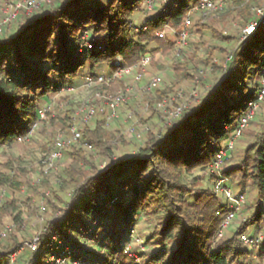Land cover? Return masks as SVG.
Masks as SVG:
<instances>
[{"label": "trees", "instance_id": "16d2710c", "mask_svg": "<svg viewBox=\"0 0 264 264\" xmlns=\"http://www.w3.org/2000/svg\"><path fill=\"white\" fill-rule=\"evenodd\" d=\"M251 1L256 0H233L237 15L247 18ZM145 2L53 0L24 17L23 26L16 32L0 36V148L16 145L44 117L68 132L70 109L54 118L45 109L41 119L37 111L50 96L72 87L78 78L96 80L98 66L104 67L108 76L137 64L144 55L154 58L174 50L173 41L157 34L165 26L178 33L195 0L190 4L186 0H159L151 10L145 9ZM143 6L150 13L135 26L132 16ZM196 24L199 38L208 32L218 45L206 47L203 59L193 45L190 61H176L173 70L177 77L193 80L195 70L190 71V64H202L201 70L209 77L197 80L204 88L198 100H192L193 104L184 101L182 94L174 92L173 84L156 91L168 112L182 109L170 121L161 119L157 133L148 130L137 151L122 160L113 157V136L105 129L104 118L94 114L92 124L80 127L79 143H88L111 164L102 170L85 157L83 149L72 146L66 153L69 163L61 169L58 188L47 176L42 181L57 199L52 203L43 196L54 213L39 227L35 249L24 248L13 264H46L52 255L80 264H97L83 260L92 255L102 256L101 264H132L124 250L140 218L152 225V232L141 243L147 250L138 252L139 262L133 264H254V249L239 240L251 233L263 236L257 261L264 258V121L257 130L243 132L248 142L240 152L234 151V145L222 172L238 192L252 190L255 194L250 216L228 236H218L226 216L222 198L210 186L199 185L205 175L211 183L213 176L207 169L214 153L235 128L255 91V78L264 70V25L240 39L235 33L223 34L209 22ZM84 34L90 49L83 46ZM210 79L211 86L206 87ZM102 86L107 91L111 86L121 87V80ZM150 108L151 114L163 118L152 103ZM12 168L10 160L0 163V187L12 192L1 205L0 232L2 214H11L19 202L14 193L23 185L32 189L28 180L19 179L24 177V170L15 169L9 175ZM196 170L201 175H193ZM185 176L191 178L186 181ZM65 187L71 188L67 200L57 195ZM14 220H19V214ZM46 236L50 238L49 250L43 240ZM88 241H96V251L85 247ZM111 244L112 251H104ZM22 245L15 235L5 234L0 239V264H11L9 255Z\"/></svg>", "mask_w": 264, "mask_h": 264}, {"label": "rangeland", "instance_id": "374dc122", "mask_svg": "<svg viewBox=\"0 0 264 264\" xmlns=\"http://www.w3.org/2000/svg\"><path fill=\"white\" fill-rule=\"evenodd\" d=\"M16 0H0V22L3 23V29L0 32V36L10 35L16 32L17 29L21 28L24 23V17H30L31 14L37 10L32 11H24L20 10L17 12V17L12 21L3 22L5 17L9 15V13L13 12V6ZM53 1V0H52ZM188 4H190L193 0H186ZM233 0H229L226 10L221 14H203L199 12H194L191 15V37L186 47H184L180 53L177 55L176 49L169 54H161L158 53L154 58L151 59L149 66L145 70V75L136 83H133L132 76L124 77L121 80V87H110L111 89L108 91L103 89V86L99 88H90L83 84V78L80 77L75 80L72 84V87L65 89L55 95L50 96L46 101L41 104V108L46 109V114L52 118L62 116L64 109H70L72 111V118L75 119L76 123H78L79 127H82L84 124H92V118L88 121L82 120V114L78 113L79 109L85 105L87 102L97 103V108L95 111L96 118H104L105 121V129L112 134L113 136V145H114V159L122 160L124 158L129 157L135 151H137L138 147L144 142L146 137V132L148 130L153 132H158L162 126L161 119H166L168 115V110L165 108V104L162 101L158 100L157 92L160 89H163L171 84H173L174 92H178L183 95L184 101L188 100L190 104L191 101L196 102L200 97L203 89L198 85L197 80L202 77H209V74L206 71L201 70L202 64L195 63L190 64V71L195 72V76L193 80H189L187 78H179L174 74L173 66L177 61H190V53L194 51V46L197 45L199 49L197 54L199 59H203L206 55L205 49L210 45H218V42L213 41L208 32H203L201 37L199 38L200 33H196V28L198 27L196 23L201 25L202 23L209 22L213 28L218 31H221L223 34L227 35L230 33H235L239 35V32L242 28L248 23L250 20H254L253 13L249 8V16L247 18L241 17L237 15L238 9H235L232 5ZM264 0H256L254 3L257 5L263 4ZM159 3H157L156 7ZM11 5V6H10ZM179 5V1L171 7L172 11H175ZM149 11L145 12L144 6L132 16L133 25L140 26L144 19L149 15ZM246 19V20H245ZM133 33V32H132ZM171 41L174 40L170 34L166 36ZM204 42L203 46L201 42ZM192 42L193 44H190ZM84 58L87 55L83 56ZM196 65V67H195ZM198 67V68H197ZM197 68V69H196ZM96 72L98 74L105 75V68L98 66L96 68ZM207 74V75H206ZM155 77L159 86L147 90V85L149 83L150 78ZM259 76H256V80ZM211 80L206 81V87L211 86ZM255 80V81H256ZM109 83L107 87L110 85ZM133 86V96L126 99L118 108L117 114L115 117H109V111L106 105L103 103V99H97L95 97V93L97 91H101V94L105 93H114L119 89H124L125 87ZM99 89V90H98ZM151 103L158 111L160 115H163V118L158 117L157 115L151 114L152 108H150ZM193 104V103H191ZM171 112V111H170ZM70 121V123H71ZM264 121V101L262 102L259 112L253 121L248 125L245 129L249 130H257L259 125ZM133 128L137 133H139V138L130 136L128 130ZM244 130V131H245ZM243 134V133H242ZM59 136H63L64 138L70 137V132L63 130L59 126L52 125L49 119L46 117L37 121L36 126L33 129V132L29 136H25L24 139L19 141L16 145L11 148H0V163H4L8 160L12 161L13 168L8 170V174L12 175L15 169L24 170V177L19 176V179L28 180L30 182V186L26 187L25 185L21 186L18 192L14 193L16 199L19 202L16 204V208L12 211L11 214H2L1 222L2 229L6 230V234H13L19 240L24 243L29 242L33 239L39 232V227L42 226L43 222L51 217V214L54 213L51 205L46 204V200L43 196L51 199L52 203H57V199L48 192V187L43 185L44 176H47L48 182L54 187L58 188V182H61V169L69 163L66 153L72 149V146H77L80 149H83L85 157L92 160L98 168L105 169L110 163L106 158L103 159L96 149L84 147L79 142H73L70 147L64 151L62 158L59 160H54L51 162L52 166H49V154L52 152L53 147ZM248 138L244 135H241L240 138L237 139L234 147V151L240 152L246 143L248 142ZM231 161V160H230ZM227 164V163H225ZM10 171H13L10 174ZM200 172L198 170L194 171L193 175H199ZM201 175V174H200ZM205 175V174H202ZM191 176H185L184 180H189ZM199 185L202 187H209L211 183L207 180L206 175L202 177ZM233 192L237 193L239 190L235 187V185L231 182ZM71 188L65 187L63 190L59 189L57 191V195L63 199H68V194ZM0 192L3 193L1 205L4 202H7L8 199L11 198L12 192L7 187H0ZM246 195V201L244 205V209L242 214L238 216V219L233 222L229 228H227L223 236H228L232 230L238 226L240 222L245 220L250 216L249 207L252 206V202L255 199V194L252 190H247L244 192ZM29 198V200H28ZM26 201V202H25ZM30 205H29V204ZM60 207H63V204L59 203ZM19 214V220L15 221L14 217ZM152 232V225L145 222L142 218L138 219L134 224V228L128 236L129 239V250L127 253L128 259H132L133 263H138L137 259L134 255H138V252L146 251V247L143 248L141 243L143 239L147 238L148 235ZM1 239V238H0ZM45 241V249L49 250L50 246V238L43 237ZM77 240V236L75 235V241ZM96 241L90 242L88 241L85 244V247L89 251H96L95 245ZM99 244L104 245L102 240L99 241ZM71 247V244H69ZM169 248H172V244L168 245ZM98 248V246H97ZM114 248V244L108 245V248H105L104 251H112ZM101 253V252H100ZM71 255L70 257H72ZM93 257L87 256L83 257V260L87 262H97V264H101L103 262L102 256ZM22 261V260H21ZM16 264V263H15ZM17 264H22V262H18Z\"/></svg>", "mask_w": 264, "mask_h": 264}, {"label": "built area", "instance_id": "2783aa9c", "mask_svg": "<svg viewBox=\"0 0 264 264\" xmlns=\"http://www.w3.org/2000/svg\"><path fill=\"white\" fill-rule=\"evenodd\" d=\"M248 1V0H245ZM52 0H16L13 6V12L9 13L4 19L3 22L12 21L17 17V12L20 10L32 11L38 9L40 6L49 5ZM159 0H146L145 2V9L151 10L156 7ZM229 0H195V5L190 9L189 13L184 19L182 24V28L178 33H176L172 28L165 26L159 33L157 34L160 38H165L167 35H171L174 37L173 42L175 43V49L177 55L180 51L187 46L188 40L191 37V15L194 12H199L203 14H221L223 13ZM11 6V5H10ZM254 14V20L248 21V23L242 28L239 32L240 39H243L249 35H251L254 30L259 25H264V2L261 5H257L254 1L250 2L249 7ZM3 29V23L0 22V32ZM82 42L83 46L87 49L91 48V44L87 40V35H82ZM151 57L149 55H144L141 57L139 62L132 66H124L119 68L117 71L111 73L108 76L97 74V79L92 80L89 76L83 77V84L90 88H99L100 86L104 85L107 86L109 83L113 82L114 80H122L124 77L132 76L133 83L138 82L141 78L145 75V70L149 66L151 62ZM256 88L253 92L251 98L246 103L245 108L241 115L236 120L235 128L229 134V136L220 143V146L214 153L213 159L208 166L207 171L212 174L213 178L211 181L210 189L219 197L222 198L224 202V211L226 216L220 225V229L218 231V236H222L224 231L229 228V226L238 219V216L242 214L246 195L241 192L234 193L233 188L231 185V181L226 178L222 172L225 167L226 161L229 159L231 155V151L237 141L238 138L242 135L244 130L248 127V125L253 121L256 115L259 112L260 106L264 101V70L262 74L258 77L255 81ZM159 86V82L155 77L150 78L149 83L147 85V90L154 89ZM68 89V88H67ZM99 90V89H98ZM133 86L125 87L124 89H119L114 93H105L101 94V91H97L95 93V97L97 99H103L104 105L107 106L109 111V117L113 118L117 114V110L119 106L128 98L133 96ZM97 108V103L95 100L93 102H87L83 105L78 113L82 114V120H90L93 115L95 114ZM182 108H177L175 111H171L168 113L167 118L170 121L171 119L177 117L180 113ZM45 109H39L37 111L38 119L43 117ZM37 123V122H36ZM34 123L30 131L26 136H29L32 132L34 127L36 126ZM79 125L76 123L75 119L72 118V121L69 126L70 137L64 138L63 136H59L52 152L49 154V166L51 167V162L54 160H59L62 158L64 151H66L73 142H80V133H79ZM130 136L139 138V133H137L133 128L128 130ZM83 146L87 148H91V146L83 142ZM13 171H10L12 174ZM3 193L0 192V204L2 201ZM264 207V202H263ZM6 230H2L0 232V238L5 236ZM261 233L256 234H243L239 237V240L248 247L254 249L253 252V259L256 260L254 264H264V258L260 261H257V249H259V245L262 241ZM38 241L37 235L33 237L27 243H24L22 246H17L15 250L9 255L10 263L13 264L16 259L18 258L19 254L24 248L35 249L36 244ZM129 245H126L124 252H128ZM142 246V244H141ZM143 248V246H142ZM134 257L137 259V255L135 254ZM46 264H80L77 261H69L61 256L52 255L49 257Z\"/></svg>", "mask_w": 264, "mask_h": 264}, {"label": "crops", "instance_id": "0c3cea01", "mask_svg": "<svg viewBox=\"0 0 264 264\" xmlns=\"http://www.w3.org/2000/svg\"><path fill=\"white\" fill-rule=\"evenodd\" d=\"M173 37V36H172ZM171 41V40H170Z\"/></svg>", "mask_w": 264, "mask_h": 264}]
</instances>
